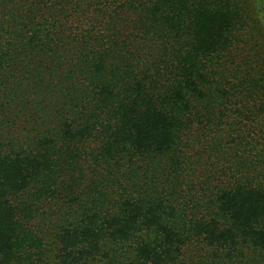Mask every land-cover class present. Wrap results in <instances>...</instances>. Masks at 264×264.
<instances>
[{
  "label": "trees",
  "instance_id": "trees-1",
  "mask_svg": "<svg viewBox=\"0 0 264 264\" xmlns=\"http://www.w3.org/2000/svg\"><path fill=\"white\" fill-rule=\"evenodd\" d=\"M0 264H264V0H0Z\"/></svg>",
  "mask_w": 264,
  "mask_h": 264
}]
</instances>
